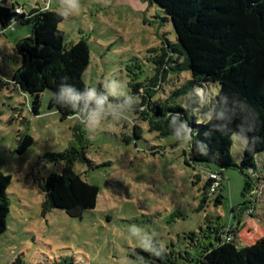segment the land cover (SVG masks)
Here are the masks:
<instances>
[{
  "label": "rangeland",
  "instance_id": "374dc122",
  "mask_svg": "<svg viewBox=\"0 0 264 264\" xmlns=\"http://www.w3.org/2000/svg\"><path fill=\"white\" fill-rule=\"evenodd\" d=\"M0 4H19L25 11L47 4L59 12L58 0H0ZM80 4L60 29L67 44L83 39L89 46L90 64L83 77L87 87L104 92L108 104L117 108L141 103L142 113L148 103L166 101L184 76L180 82L169 77L167 83L153 87L157 94L147 104L144 90L134 95L130 85L134 75V82L144 86L152 81L156 72L151 51L174 41L173 25L163 11L149 0H110L107 5L106 0H80ZM31 34V25L17 23L1 31L0 24V172L11 177L0 264H53L66 258L76 264H149L133 259L129 252L142 248L164 257L165 252L178 255L189 246L187 237L198 232L212 236L211 232L238 228V248L264 237V181L255 183L253 196L244 194L245 177L237 168L228 169L222 181L223 203L202 205L203 181L195 185V171L185 163L187 135L162 136L131 106L126 108V121L106 116L95 131H88L76 117L62 120L49 109V90L34 111L33 97L11 81L21 65L15 45ZM109 81L118 85L115 94L104 87ZM77 127L81 139L73 142ZM26 133L34 141L20 154V136ZM241 155L236 142L232 158L237 167ZM68 165L100 189L95 209L81 217L45 209V179ZM251 206L253 216L247 210ZM189 255L201 257L195 251Z\"/></svg>",
  "mask_w": 264,
  "mask_h": 264
},
{
  "label": "trees",
  "instance_id": "16d2710c",
  "mask_svg": "<svg viewBox=\"0 0 264 264\" xmlns=\"http://www.w3.org/2000/svg\"><path fill=\"white\" fill-rule=\"evenodd\" d=\"M149 2L172 23L175 38L151 51L156 76L146 86L134 82L137 79L132 76V92L138 95L143 89L147 95L143 102L147 104L157 94L153 87L167 83L169 77L177 82L184 78L166 101L148 103L143 113L138 106L141 103L128 105L162 136H188L185 163L195 171L193 183L203 181L202 205L208 201L216 206L223 203L222 181L228 169L240 171L246 179L244 194L253 196L255 183L264 181V165L260 166L264 157V0ZM18 6L0 4L1 31L17 23L32 26L31 36L15 45L21 65L11 81L33 97L34 111L38 112L41 95L49 90V109L62 120L72 118L73 111L56 104L53 93L61 83L75 86L80 92L87 87L83 77L90 64L89 46L83 39L66 43L60 29L65 18L50 5L29 11L21 6L22 12L16 13ZM77 132L78 127L73 142L81 139ZM33 141L28 133L20 136L17 151L25 153ZM236 142L242 147L238 167L232 158ZM10 184L11 177L0 172V234L7 229ZM44 192L45 209H61L72 217H81L85 211L95 209L100 189L68 165L62 173H52L45 179ZM254 209H247L249 216L255 215ZM191 235L193 238L187 237L189 246L178 255L165 252L164 257L142 248L132 249L129 255L149 264H264V237L238 248V228L227 233L211 232L212 236L200 232ZM202 242L210 245L204 247ZM191 251L201 257L191 258ZM53 264L76 263L66 258Z\"/></svg>",
  "mask_w": 264,
  "mask_h": 264
},
{
  "label": "clouds",
  "instance_id": "9594fccd",
  "mask_svg": "<svg viewBox=\"0 0 264 264\" xmlns=\"http://www.w3.org/2000/svg\"><path fill=\"white\" fill-rule=\"evenodd\" d=\"M107 3H110V0H106V5ZM81 7L80 0H58V11L64 18L76 14ZM104 87L108 94H115L118 85L109 81ZM53 99L56 104L70 108L74 117L88 131H95L106 116H111L118 123L126 121V108L130 107L126 104L117 108L108 104V96L104 92H98L96 87H85L83 92H80L68 83L58 86V90L53 93Z\"/></svg>",
  "mask_w": 264,
  "mask_h": 264
},
{
  "label": "built area",
  "instance_id": "2783aa9c",
  "mask_svg": "<svg viewBox=\"0 0 264 264\" xmlns=\"http://www.w3.org/2000/svg\"><path fill=\"white\" fill-rule=\"evenodd\" d=\"M16 13H21L22 12V7L21 6H18L16 7ZM213 177H216L215 175H212ZM227 240H230L229 238Z\"/></svg>",
  "mask_w": 264,
  "mask_h": 264
}]
</instances>
